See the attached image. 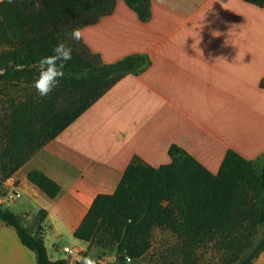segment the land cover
<instances>
[{"label":"crops","instance_id":"1","mask_svg":"<svg viewBox=\"0 0 264 264\" xmlns=\"http://www.w3.org/2000/svg\"><path fill=\"white\" fill-rule=\"evenodd\" d=\"M80 29L81 43L102 63L140 55L146 65L118 80L3 182L1 206L24 226L46 213L40 236L50 259L58 240L74 252L87 248L75 230L96 196L115 192L135 156L159 167L174 144L213 174L227 150L264 163V6L150 0L142 21L117 0L111 14ZM31 170L58 184L54 198L28 180ZM0 264H37L1 221ZM251 264H264V252Z\"/></svg>","mask_w":264,"mask_h":264},{"label":"trees","instance_id":"2","mask_svg":"<svg viewBox=\"0 0 264 264\" xmlns=\"http://www.w3.org/2000/svg\"><path fill=\"white\" fill-rule=\"evenodd\" d=\"M116 1H0V70L4 72L0 86L24 84L22 98H10L0 109V193L3 182L38 150L118 80L146 65L140 55L104 64L81 42L69 41L72 60L66 65V76L59 86L43 98L32 87L37 72L28 66L50 55L51 48L65 40L73 29L92 25L111 14ZM122 1L140 20L148 18L150 0ZM243 1L264 6V0ZM17 65L24 66L23 70H17ZM85 71L83 78H76ZM168 157L169 162L159 167L133 157L115 192L95 197L74 237L89 246L97 245L106 231L105 218L112 211L120 223L115 249L122 263L125 255L132 259L145 256L153 249L154 233L158 232L161 236L171 234L175 244L169 249L159 239L157 250L188 256L197 248L211 244L235 247L245 239L246 246L257 245L242 263L251 264L264 252V163L257 166L227 150L213 174L177 145L169 147ZM27 177L48 197L58 194V184L42 172L31 170ZM38 214L42 215L39 234L30 233L8 209L0 208V221L15 229L22 244L34 253L37 264H68L49 260L40 236L46 213ZM259 231L260 240L256 237Z\"/></svg>","mask_w":264,"mask_h":264},{"label":"rangeland","instance_id":"3","mask_svg":"<svg viewBox=\"0 0 264 264\" xmlns=\"http://www.w3.org/2000/svg\"><path fill=\"white\" fill-rule=\"evenodd\" d=\"M260 7V6H259ZM3 49V46H0V51ZM24 84H17V86L8 85L6 87L0 86V109L4 108L9 102L10 98L20 99L22 98L24 92ZM0 193V196L3 195ZM1 209H6L1 206ZM42 220V215H36L29 220L24 219V223L28 224L25 226L29 232L39 234V224ZM106 231L101 235V239L97 245L89 246L87 243V248L84 250H77L73 255L68 256L63 252L64 247L73 246L66 240L56 241V246L49 247L50 257L53 259L49 260H64L68 264L79 263V258L81 256H92L97 259L99 264H109V257L115 255L118 259V264H242L249 255L256 249L257 245L251 247L246 246L247 240L242 241L239 246L230 247L226 245H209L207 247H201L195 249L191 252L190 255L183 254L181 252H172V251H159L156 249L157 241L161 239V242H166V246L169 249L175 244V239L171 234H162L154 233V245L145 256L139 259L130 258L127 260L128 255H125L123 263L121 262V255L116 252L115 246V234L118 233L120 228V223L115 216V213L111 211V214H107L105 218ZM161 237V238H160ZM256 237L260 240L261 234L260 231L257 233ZM60 250V252H59ZM235 254V255H234ZM234 255V256H233ZM236 256V259H235ZM55 258V259H54ZM129 258V257H128Z\"/></svg>","mask_w":264,"mask_h":264},{"label":"clouds","instance_id":"4","mask_svg":"<svg viewBox=\"0 0 264 264\" xmlns=\"http://www.w3.org/2000/svg\"><path fill=\"white\" fill-rule=\"evenodd\" d=\"M83 39V31L80 28L73 29L66 34V39L61 40L51 48V54L43 56L29 65L31 69L37 72L36 78L33 80L32 87L36 90L40 97L48 96L60 81L65 78V67L72 60L73 48L69 41L81 42ZM24 66L17 65V70H23ZM3 70H0V75H3ZM86 74L81 72L76 78H83ZM79 264H99L98 260L92 256H81ZM109 264H118L117 256L109 257Z\"/></svg>","mask_w":264,"mask_h":264},{"label":"built area","instance_id":"5","mask_svg":"<svg viewBox=\"0 0 264 264\" xmlns=\"http://www.w3.org/2000/svg\"><path fill=\"white\" fill-rule=\"evenodd\" d=\"M63 252L66 253L68 256H71L73 255V253H75L74 250L71 248H64ZM126 259L129 260L130 258L127 257Z\"/></svg>","mask_w":264,"mask_h":264}]
</instances>
